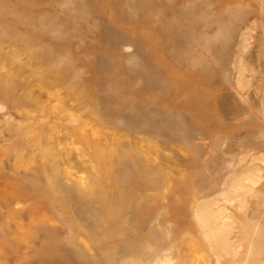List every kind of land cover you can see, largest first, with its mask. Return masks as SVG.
Returning a JSON list of instances; mask_svg holds the SVG:
<instances>
[{
	"label": "rangeland",
	"instance_id": "obj_1",
	"mask_svg": "<svg viewBox=\"0 0 264 264\" xmlns=\"http://www.w3.org/2000/svg\"><path fill=\"white\" fill-rule=\"evenodd\" d=\"M0 264H264V0H0Z\"/></svg>",
	"mask_w": 264,
	"mask_h": 264
}]
</instances>
